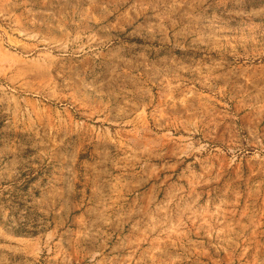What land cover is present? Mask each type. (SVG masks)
<instances>
[{"label": "rangeland", "instance_id": "1", "mask_svg": "<svg viewBox=\"0 0 264 264\" xmlns=\"http://www.w3.org/2000/svg\"><path fill=\"white\" fill-rule=\"evenodd\" d=\"M0 32L37 109L1 122L33 161L0 264H264V0H0Z\"/></svg>", "mask_w": 264, "mask_h": 264}, {"label": "crops", "instance_id": "2", "mask_svg": "<svg viewBox=\"0 0 264 264\" xmlns=\"http://www.w3.org/2000/svg\"><path fill=\"white\" fill-rule=\"evenodd\" d=\"M3 49V46L0 45V75L8 73L17 65L23 64L21 62H25L24 59L16 58L14 54L5 52ZM28 61L31 62V60ZM31 102L33 104L35 103L34 101H31V93L28 95H23L18 91L15 93H5L0 91V127L1 122H3V128L11 131L19 130L20 127H25L26 124L27 126L28 124L31 126V113H35L37 110L35 106L31 107ZM45 110L51 111V108H47ZM7 112L11 113L12 116L7 115ZM19 112L22 114H28V117L26 118V124L24 123L23 118L19 115ZM4 123L6 124L5 126ZM140 125L141 127H145L146 122L143 120L142 124ZM73 128L76 130V132L80 130L78 125H71V129ZM21 145L23 144H21L20 139L17 137L0 138V193H4V191L13 190L16 187L22 186L21 180L24 179L23 171L29 170L31 168L33 161L29 157L31 155L26 154V151L19 147ZM66 158L67 159H64L68 160L69 163L71 162L74 164L75 158L72 154L68 155ZM19 238L21 237L14 235V240L11 241L15 242V240H19ZM17 252L18 254H24L26 257L31 258V260L29 259V262L34 264L35 255L37 254L34 253L33 246L31 247V252L29 253L28 251H22V253L19 249ZM51 261L52 259H50L49 264L55 263ZM10 264H13V261Z\"/></svg>", "mask_w": 264, "mask_h": 264}]
</instances>
